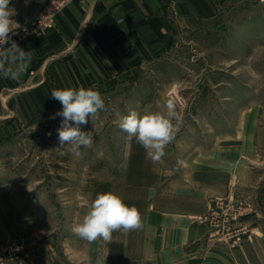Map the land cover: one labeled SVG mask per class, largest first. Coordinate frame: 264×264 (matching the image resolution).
Wrapping results in <instances>:
<instances>
[{
	"label": "rangeland",
	"instance_id": "rangeland-1",
	"mask_svg": "<svg viewBox=\"0 0 264 264\" xmlns=\"http://www.w3.org/2000/svg\"><path fill=\"white\" fill-rule=\"evenodd\" d=\"M40 2L11 0L9 6L16 12L12 19L20 27L10 34L8 43L26 25L32 26ZM246 7L264 8V2H232L223 18L187 36L193 42L182 43L139 74L96 89L106 110L80 125L82 131L93 133V142L90 148L81 147L79 156L69 151L71 145H65L64 155L58 149L57 130L63 118L51 117L62 107L26 123L14 140L0 145V264L35 259L29 249L21 248L22 241L33 252L34 245L36 249L45 243L42 259L48 263L49 257L48 264L55 261L54 249L72 264H83L92 242L80 238L73 227L82 222L97 194L115 192L142 216L161 193H182L191 167L213 165L206 154L215 147L222 152V174L232 173L235 181L226 194L212 199L202 219L203 229L207 238L233 249L241 264H261L255 248L264 239V204L259 202H264V37L256 35L264 32V11L245 15ZM249 24L259 31H245ZM242 32L249 38L231 49L229 37ZM232 50L238 55L254 53V57L250 62L229 63L225 58L232 57ZM168 100L175 102L182 124L165 155L153 161L135 138L119 128V117L130 110L166 111ZM197 149L205 156L189 157ZM177 159L184 161L178 169L184 173L171 175L170 170L168 178L179 179L167 185V176L159 172L165 173L167 167L176 170ZM232 204L240 205L243 212L251 205L252 212L233 221L228 214ZM112 237L109 245L122 248L117 240L126 235L117 231ZM99 242H94L95 253L105 246L103 240Z\"/></svg>",
	"mask_w": 264,
	"mask_h": 264
},
{
	"label": "crops",
	"instance_id": "crops-1",
	"mask_svg": "<svg viewBox=\"0 0 264 264\" xmlns=\"http://www.w3.org/2000/svg\"><path fill=\"white\" fill-rule=\"evenodd\" d=\"M248 1L69 0L58 11L52 28L13 40L23 50L31 52V63L19 79L0 74V145L14 140L26 123L62 107L51 97L53 89L109 88L118 80L141 73L182 43L193 42L187 36L223 18V14L234 7L230 8L232 2L236 5ZM242 11L248 15L264 8L246 7ZM246 27L249 29L245 31H250L256 25ZM242 33L229 37L231 49L241 39L249 38L247 32ZM253 36L255 34H251ZM260 36L264 37V32L256 35ZM251 54L238 55L232 50V57L225 59L229 63L250 62L254 57V53ZM218 149L215 147L206 154L213 165L197 163L189 172L185 168L190 177L181 186L182 193L163 192L157 200L149 202L146 213L141 216L142 227L117 240L122 241V248L112 247L109 240L102 242L105 246L95 253L92 242L87 246L83 264H241L233 249L207 238L203 229L202 219L209 213L212 199L226 194L235 181L232 173L222 174V161H219L222 152ZM200 150L189 157L205 156ZM248 152L247 149L246 154ZM159 173L167 176L165 181L170 185L179 178H168V175L181 176L184 171L167 167L165 173ZM95 242V245L100 244L99 240ZM44 244L39 243L36 249L34 245L32 254L36 260L23 264H48L49 257L48 263L42 259ZM255 249L258 260L264 264V239ZM53 253L55 261L50 264H72L68 256L55 249Z\"/></svg>",
	"mask_w": 264,
	"mask_h": 264
},
{
	"label": "clouds",
	"instance_id": "clouds-1",
	"mask_svg": "<svg viewBox=\"0 0 264 264\" xmlns=\"http://www.w3.org/2000/svg\"><path fill=\"white\" fill-rule=\"evenodd\" d=\"M10 2L11 0H0V45H9L0 47V74L16 80L30 66L31 52L23 50L14 41L8 43L10 34H14L20 27L12 19L16 12L9 6ZM28 2L29 0H25V3ZM51 97L62 105V111L51 117L63 118L57 130L60 154H65V145H71L69 151L79 156L81 147L90 148L93 142V133L82 131L80 125L87 124L88 118H95L100 110H106L104 99L94 86L87 89L84 87L53 89ZM165 108L166 111L163 112H151L146 109L144 114L130 110L128 114L119 117V128L129 138H135L153 161H159L165 155V148L175 140L182 124V118L173 100H168ZM183 164V160L177 159V169ZM141 227L139 209L134 205H127L119 194L108 191L96 195L82 222L76 224L73 231L80 238L95 242L111 240L113 232L128 234Z\"/></svg>",
	"mask_w": 264,
	"mask_h": 264
},
{
	"label": "built area",
	"instance_id": "built-area-1",
	"mask_svg": "<svg viewBox=\"0 0 264 264\" xmlns=\"http://www.w3.org/2000/svg\"><path fill=\"white\" fill-rule=\"evenodd\" d=\"M69 0H45L41 5L40 9L37 13V17L35 21L32 23L31 27L25 28L23 33L18 35L16 39H20L25 36H29L34 33H44L46 30L49 28H52L55 25V19L57 16L58 11L60 8L66 4ZM259 2H264V0H258ZM238 205V204H237ZM249 209V210H248ZM244 208L241 210V206L236 207V204H232L229 206L228 214H232V219L235 221L238 219V217L245 216L249 213L252 212V207L251 205L247 204V211L243 212ZM235 214V216H234ZM22 247L21 248H26L29 249V252H32L31 246L29 247L28 244L24 241L21 242ZM32 245V244H31Z\"/></svg>",
	"mask_w": 264,
	"mask_h": 264
}]
</instances>
